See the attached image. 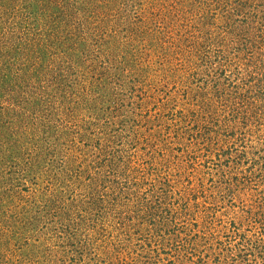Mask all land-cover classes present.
I'll return each mask as SVG.
<instances>
[{
    "label": "rangeland",
    "instance_id": "1",
    "mask_svg": "<svg viewBox=\"0 0 264 264\" xmlns=\"http://www.w3.org/2000/svg\"><path fill=\"white\" fill-rule=\"evenodd\" d=\"M0 264H264V0H0Z\"/></svg>",
    "mask_w": 264,
    "mask_h": 264
}]
</instances>
